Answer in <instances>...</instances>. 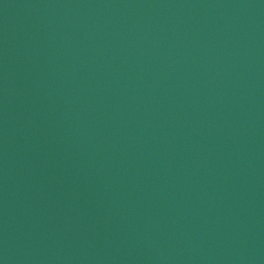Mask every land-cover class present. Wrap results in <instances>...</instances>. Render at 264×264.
Here are the masks:
<instances>
[{
  "label": "water",
  "instance_id": "1",
  "mask_svg": "<svg viewBox=\"0 0 264 264\" xmlns=\"http://www.w3.org/2000/svg\"><path fill=\"white\" fill-rule=\"evenodd\" d=\"M0 264H264V0H0Z\"/></svg>",
  "mask_w": 264,
  "mask_h": 264
}]
</instances>
